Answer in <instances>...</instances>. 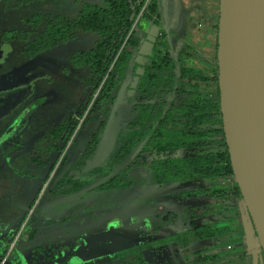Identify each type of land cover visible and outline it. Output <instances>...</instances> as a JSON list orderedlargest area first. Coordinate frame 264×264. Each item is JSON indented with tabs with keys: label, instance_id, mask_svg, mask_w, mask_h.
Wrapping results in <instances>:
<instances>
[{
	"label": "rangeland",
	"instance_id": "rangeland-1",
	"mask_svg": "<svg viewBox=\"0 0 264 264\" xmlns=\"http://www.w3.org/2000/svg\"><path fill=\"white\" fill-rule=\"evenodd\" d=\"M84 2L102 3L103 0H41L15 8H6V0H0V241L8 237L11 221L23 213L26 218L18 226L20 230L12 234L8 241L15 248L21 246L22 264H53L54 257L56 264H61L62 258L65 259L62 264H139L135 260L137 256H128L135 252L144 256L147 264H254L255 258L258 264H262V252L255 258L252 255L256 250L262 251L258 237L252 231H249L250 238L246 239L244 235L235 241L227 233L213 240L193 241L185 247L160 243L161 239L193 225L234 223L237 229H243L250 224L243 199L233 195L226 198L203 193L192 197L184 195L185 192L203 190L221 182H232V178L148 185L144 183L147 171L143 170L134 174L140 184L137 182L130 188L104 191L95 188L44 209V212L41 208L28 212L23 207L32 204L34 198L39 200L44 184L55 174L54 168L59 169V177H70L81 171L83 175L78 179L94 180L101 177L94 173L95 170H113L121 163L109 158L83 173L86 161L78 159L81 157L79 145L86 146L103 118L100 112L88 106L83 115L84 123L81 122L72 146L71 143L67 145L45 181L42 180L43 167L39 168L38 164L41 160L47 164L50 158L45 151L54 143L53 131L65 124L70 114L83 107L89 99L92 92L88 80L91 76L89 68L73 66L71 56L75 51L90 50L99 40V35L80 30L76 38L59 43L34 57L23 55V41L2 39L3 32L10 29H31L33 37L45 26L41 24L38 28H31L25 23L27 16L59 13L75 17ZM159 3L163 14L158 25L161 32L168 30L171 34L175 51L186 52L182 63L201 67L210 63L215 66V25L219 23L220 0H159ZM138 22L140 28L145 27L147 31L151 27L143 15ZM203 90L206 94L216 91L212 85ZM215 124V119H211L207 126ZM224 148L222 143H217L202 150ZM186 153V149H181L173 155ZM65 157L68 160H64ZM136 165L130 163L128 166ZM56 186H53L54 190ZM70 191L69 185L55 195L64 196ZM176 211L177 216L174 215ZM54 214L75 217L42 223L44 217ZM191 214L194 218L190 217ZM117 220L122 225V242L112 251L107 249L109 246L105 248L100 243L109 235L99 233V226L112 221L108 228L111 234L120 231L119 227L114 228V221ZM30 226L34 228L25 236L31 234L34 239L25 244L21 233ZM88 230L90 232L87 233ZM56 232L59 236L57 240L53 238ZM112 241L109 237L107 245H112ZM114 252L117 253L113 255ZM121 255L122 259L118 258ZM206 255H215V258L207 262L199 261Z\"/></svg>",
	"mask_w": 264,
	"mask_h": 264
},
{
	"label": "trees",
	"instance_id": "trees-1",
	"mask_svg": "<svg viewBox=\"0 0 264 264\" xmlns=\"http://www.w3.org/2000/svg\"><path fill=\"white\" fill-rule=\"evenodd\" d=\"M34 1L41 0H6L5 7L15 8ZM140 13L145 22L158 24L162 19V6H160L159 0L84 2L75 17L59 13H34L27 16L25 23L31 28H38L41 24L45 26L33 37H31V29H10L3 32L2 39L4 41L21 40L24 42L22 53L26 57H34L59 43L74 39L80 30L99 35V40L96 41L94 47L88 51H75L71 56L73 66L89 68L91 76L88 80L92 85V92L85 105L72 112L68 121L53 131L54 143L49 145L45 151L50 157L49 161L53 160L50 171L56 160L63 154L71 136L83 118L85 110L97 93L90 109L100 112L103 118L100 129L93 133L92 140L86 144L80 160L86 161L95 153L122 81L126 78L128 71L132 70L135 74L136 51L146 34L145 28L141 33H138L140 31L138 22L141 17H139ZM218 28L219 23L217 22L215 25V66L186 65L179 57L181 54H177L175 60L163 50L154 53L138 85L137 95L142 102L132 107V117L126 128L121 131L116 147L110 156V158L122 162L142 144L141 149L130 162L132 165H138L136 167L127 166L97 189L116 190L133 187L138 182L134 178V174L137 171L146 170L147 176L143 180L148 185L232 178V182H221L203 190L185 192L184 195L192 197L203 193L217 198L233 195L243 199L234 176L223 130L217 65ZM158 45L161 48L169 47L165 31L158 38ZM179 73L180 75H178ZM210 82L216 89L214 93L197 92V88L203 84L206 87L210 85ZM183 88L191 95L190 99L180 100V102L167 100L169 94L177 96L179 92L184 91ZM160 97L162 100L153 101ZM211 119H215L217 124L207 126L211 123ZM217 143H222L225 148L218 151L202 150ZM181 149H186L187 153L180 156L173 155ZM52 152L54 155H50ZM38 164L47 165L42 160ZM110 172L112 170L94 171L101 177ZM98 179H76L71 183H65L62 180L55 187V193L67 185L71 186V192H76ZM138 184L140 183L138 182ZM174 215L177 216L178 212H174ZM190 217L194 218L192 214ZM249 220L250 225L245 229H237L234 223L219 224L215 222L193 225L183 232H177L161 239L160 243L185 247L193 241L213 240L227 233L235 241L246 235L247 230L252 231L257 237L250 215ZM237 231L239 232L237 233ZM214 258L215 255H206L199 261L207 262ZM135 259L139 264H147L145 257L141 254L137 255Z\"/></svg>",
	"mask_w": 264,
	"mask_h": 264
},
{
	"label": "water",
	"instance_id": "water-1",
	"mask_svg": "<svg viewBox=\"0 0 264 264\" xmlns=\"http://www.w3.org/2000/svg\"><path fill=\"white\" fill-rule=\"evenodd\" d=\"M146 33L135 58L141 66L130 85L133 89L145 73V62L153 55L155 44L162 34L161 26L154 23ZM165 33L173 49L172 36L168 30ZM217 61L225 141L235 179L264 254V0H220ZM126 89L127 83L123 82L107 117L98 147L86 161L83 173L109 159L114 151L122 128L118 109L126 101ZM12 128L13 125L9 132ZM141 147L142 144L99 180L79 191L58 197L45 206L40 205L39 208L94 190L125 169ZM58 178L56 174L47 192L52 190ZM257 261L255 258L254 264H258Z\"/></svg>",
	"mask_w": 264,
	"mask_h": 264
},
{
	"label": "flooded vegetation",
	"instance_id": "flooded-vegetation-1",
	"mask_svg": "<svg viewBox=\"0 0 264 264\" xmlns=\"http://www.w3.org/2000/svg\"><path fill=\"white\" fill-rule=\"evenodd\" d=\"M151 23V22H150ZM149 23V24H150ZM151 25H152V23H151ZM145 28V27H144ZM144 28H140V31L138 32V33H141V31H142V29H144ZM145 31H146V28H145ZM137 33V34H138ZM146 35H147V33L145 34V36H144V39H145V37H146ZM160 36H162V34L160 35ZM160 38V37H159ZM144 39H142V42L144 41ZM141 42V43H142ZM168 42H169V39H168ZM172 42H173V40H172ZM140 43V44H141ZM139 47H140V45L138 46V50H139ZM138 50L136 51V56H135V58L137 57V55H138ZM163 50V52L164 53H168V56L169 57H172L173 59H177V54H181V56H179V57H181V61H182V58H185L186 56H187V54H186V52L184 51V50H180L179 51V53L177 52V51H175V46H174V42H173V49H172V47L170 46V42H169V47H166V48H161L159 45H158V41L156 42V44H155V48H154V52H153V55H154V53L155 52H158V51H162ZM153 55L148 59V61H146L145 62V65H144V67H145V71H146V67H147V64L148 63H150V60H151V58L153 57ZM136 62V61H135ZM209 63V62H208ZM136 64H137V66H136V68H135V74L132 72V70H130V71H128L127 72V74H126V78L122 81V83L123 82H126L127 83V89H126V92H125V103H123L122 104V108H120V106H119V109H118V112H119V115L121 116V119H120V124H121V126H122V128H121V131L124 129V128H126V126H127V124H128V121L131 119V117H132V113H131V111H132V107L134 106V105H136V104H139L140 102H142V101H140L139 100V98H138V95H137V93H138V85H139V83H138V85H137V87L135 88V89H133V88H131L130 87V85L133 83V81H134V77H135V75H136V71H137V69L138 68H140V64L139 63H137L136 62ZM186 65L187 64H190V63H185ZM217 65H218V61H217ZM209 66H212L210 63H209ZM177 68H179V65H177ZM145 74V73H144ZM143 74V75H144ZM218 74H219V69H218ZM142 75V76H143ZM178 75H180V73L178 74ZM141 76V77H142ZM141 77H140V79H141ZM185 80V79H184ZM140 82V81H139ZM213 83H211L210 82V85H212ZM209 86V85H208ZM207 87V86H206ZM205 88V85L203 84L202 86H200L199 88H197V92H199V93H205V90H203ZM189 89H190V87H189ZM183 90L184 91H181V92H179L178 93V95L176 96V95H174V94H169L168 96H167V100L169 99V100H176L177 102H180V100H187V99H190L191 98V95L189 94V93H187L186 92V89H184L183 88ZM220 91V90H219ZM206 94V93H205ZM160 101V100H162V98L160 97V98H157V99H155V100H153V101ZM178 104H180V103H178ZM105 126H106V124H105ZM105 128V127H104ZM99 129H100V125H99ZM98 129V130H99ZM98 130H96V131H98ZM103 132H104V129H103ZM103 132H102V134H103ZM121 133V132H120ZM102 134H101V136H102ZM93 135V134H92ZM91 135V137H89L90 138V140H88V142L89 141H91L92 140V136ZM120 135V134H119ZM101 136H100V140H101ZM100 140H99V142H100ZM87 142V143H88ZM73 144V143H72ZM79 145V144H78ZM80 146V154H82V151H83V149L85 148L84 146H81V145H79ZM68 160L66 157L64 158V160ZM79 160H80V156H79V158H78ZM88 160V159H87ZM86 160V161H87ZM52 161L53 160H50L49 161V159H48V161H47V165L46 166H43V165H40L39 166V168L42 166L43 167V171H44V174H49V172H51L50 171V168H51V164H52ZM82 161V160H81ZM73 162V161H72ZM41 167V168H42ZM54 173L55 174H53V176L50 178V180H49V184L47 185V187H46V189L43 191V193L41 194V197L39 198V200L37 201V199H38V197L37 198H34L33 199V203L32 204H30V205H27V206H23L28 212H35L36 211V208H39V206L40 205H42V206H45L47 203H49L50 201H52V200H54V199H56V198H58V196L57 195H55V190H54V187L52 188V190L51 191H49V192H47V188L49 187V185H50V182L52 181V179L54 178V176L56 175V174H59V169L58 170H55V168H54ZM80 175H83L82 173H81V171H78V173L77 174H75V175H73V176H70V177H66L65 175L64 176H62V177H59L58 178V180H57V182H56V184H58L59 182H61L62 180H64V182L65 183H71V182H73L74 180H76V179H78V176H80ZM44 176L45 175H43V177H42V180L44 179ZM49 176V175H48ZM103 177V176H102ZM102 177H99V179L100 178H102ZM97 179V178H96ZM98 179V180H99ZM79 180H81V179H79ZM95 180V179H94ZM97 181V180H96ZM95 182V181H94ZM93 183V182H92ZM43 184V183H42ZM67 186H69V185H67ZM65 189V188H64ZM63 190V189H62ZM61 190V191H62ZM110 190H115V189H110ZM79 191V190H78ZM104 191V190H103ZM61 193V192H60ZM71 193H74V192H69V193H66V194H64V196H66V195H69V194H71ZM59 197H62V195L61 196H59ZM37 201V204L36 205H34L35 204V202ZM58 204V203H57ZM51 206L53 207V206H55V204L54 205H50V206H46V207H43V208H41V212H44V209H47V208H51ZM40 209V208H39ZM55 215V216H54ZM53 216H49L48 218H46V217H44V220L42 221V223L44 222H49V221H54L55 219V221L54 222H58V221H60L61 219H70V218H74L75 217V215H70L69 216V218L68 217H63L62 215L61 216H59V215H56V214H54ZM26 218V216L24 215V217H23V213H21L20 215H18L16 218H15V220L13 219L12 221H11V223L9 224V228H8V237H6V239H4V241H0V264H8V262L9 261H11L12 262V264H22V259H21V257H20V248H21V246H17V248H15L14 246H11V244L9 245L8 243V241H9V239H11V236H12V234H16V232H18V229L20 230V227H18L19 225L21 226V224H22V222H23V220ZM47 219V220H46ZM116 220V219H115ZM112 221H110V222H107V224L106 223H104L103 222V225H101L100 224V226H99V233H102V234H106V235H109V237L110 238H112V242H113V244L111 245V244H108L107 245V241H108V236L106 237V238H104V240L103 241H99L100 243H102V245L105 247V246H109V248H107V249H110V250H112V251H114L116 248V246H117V244H120L121 242H122V225H119V220H117V221H114L115 222V225H114V228H120V231H115V232H112L111 234H109L108 233V228H109V224L111 223ZM117 222H118V225H116L117 224ZM106 224V225H105ZM35 226V225H34ZM34 227H29V228H27L24 232H22L21 233V236L23 237L22 238V240H23V243H28V242H31L33 239H34V237L33 236H31V234L29 235V236H25L26 234H28V233H30L31 232V230L33 229ZM106 229V230H105ZM186 230V229H185ZM185 230H182V231H179V232H183V231H185ZM88 232H90V230H88L87 231V233ZM57 234V232L56 233H54V236H53V238L54 239H58V237L59 236H57L56 235ZM2 235V233H0V236ZM118 236L120 237V238H118ZM121 239V240H120ZM104 242V243H103ZM54 243H56V242H54ZM54 244H52L51 246H50V248H49V250L50 249H52V246H53ZM32 248H34V246H32ZM37 248H39V247H37ZM106 248V247H105ZM41 250H43V248H40ZM122 250V249H121ZM117 253V252H116ZM115 252L113 253V255L114 254H116ZM138 255V252H135V253H133L132 255H128L129 257H131V258H134L135 256H137ZM116 256V255H115ZM124 257V256H123ZM55 258L56 257H54L53 258V260L51 261V263L52 262H54L53 264H56V261L57 260H55ZM118 258H120V259H122V255L121 256H119ZM135 260H137V259H135ZM63 261H65V259L64 258H62L61 260H60V262H61V264H62V262ZM152 264H153V262H152Z\"/></svg>",
	"mask_w": 264,
	"mask_h": 264
},
{
	"label": "built area",
	"instance_id": "built-area-1",
	"mask_svg": "<svg viewBox=\"0 0 264 264\" xmlns=\"http://www.w3.org/2000/svg\"><path fill=\"white\" fill-rule=\"evenodd\" d=\"M140 16H141V13L139 14V17H140ZM96 96H97V94H96ZM96 96H95V97H96ZM92 101H94V99H93ZM92 103H93V102H92ZM92 103L89 105L90 107H91ZM90 107H89V109H90ZM89 109H88V110H89ZM82 121H83V118L81 119V121H80V123L78 124V126H77L75 132H74L73 135L71 136V138H70L68 144L72 143L73 139L76 137V135H77V133H78V129L80 128V126H81V122H82ZM61 157H62V155H61ZM49 180H50V179H49ZM49 180L44 184V187H43V189H42V193H43V191L46 189L47 185L49 184Z\"/></svg>",
	"mask_w": 264,
	"mask_h": 264
},
{
	"label": "crops",
	"instance_id": "crops-1",
	"mask_svg": "<svg viewBox=\"0 0 264 264\" xmlns=\"http://www.w3.org/2000/svg\"><path fill=\"white\" fill-rule=\"evenodd\" d=\"M44 175H45V176H44V179H45V178L48 176V174H44ZM44 179H43V181H44ZM249 225H250V224L246 225L245 228H247V226H249ZM245 228H244V229H245ZM246 230H247V229H246ZM245 236H246V239H247V238H250V237H249V230H247V233H246ZM261 252H262V251L256 250V252H253V253H261ZM252 255H253V254H252Z\"/></svg>",
	"mask_w": 264,
	"mask_h": 264
}]
</instances>
